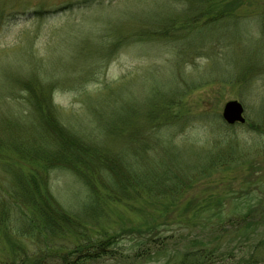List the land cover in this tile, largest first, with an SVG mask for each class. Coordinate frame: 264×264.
<instances>
[{
  "label": "rangeland",
  "instance_id": "374dc122",
  "mask_svg": "<svg viewBox=\"0 0 264 264\" xmlns=\"http://www.w3.org/2000/svg\"><path fill=\"white\" fill-rule=\"evenodd\" d=\"M229 100L242 105L243 124L223 122ZM46 117L96 153L128 149L146 170L152 153L166 158L154 145L164 140L175 149L172 165L203 154L210 164L163 195L137 182L111 191L91 178L98 206L84 234L65 227L46 246L4 203L16 197L17 174H41L62 208L82 207L74 170L43 172L32 158L44 148ZM0 199V264L25 256L62 264L54 255L88 237L115 240L83 264H161L169 250L236 242L244 225L210 234V222L247 211V200L258 201L256 215L264 208V0H0ZM262 234L264 224L256 239Z\"/></svg>",
  "mask_w": 264,
  "mask_h": 264
},
{
  "label": "trees",
  "instance_id": "16d2710c",
  "mask_svg": "<svg viewBox=\"0 0 264 264\" xmlns=\"http://www.w3.org/2000/svg\"><path fill=\"white\" fill-rule=\"evenodd\" d=\"M30 105L34 107L32 103ZM34 109L36 110L37 106ZM44 119V122H46V125H44L45 131L48 129L46 132L41 131L42 135H40L42 136L41 141H43L44 148L32 149L31 153L34 156L32 158L42 164L43 172L59 167H70L74 170L78 180L83 182L82 185L85 190V200L81 209L73 211L62 208L47 184L44 185L45 182L40 181L42 179L41 174L37 176L39 180L34 176H32V179H26L17 174L19 177L15 184L11 186L16 197L7 200L0 199V202L5 200L6 210H19L20 214L18 213L17 215V221L22 222L24 220L25 228L34 230L36 236L41 238L46 246L47 244H52L59 237L64 236L62 231L65 227L77 233L81 232L82 235L84 234L85 231L82 229L84 220L86 217L94 215L98 206L96 189L92 184L91 178L97 179L100 184L110 187L111 191L122 190L129 186L131 182H137L145 185L148 192L155 193V195H163L165 192L172 193L171 191L173 190L177 192L183 183L191 181L190 171H203L205 170L204 164H210V156L203 154L196 158L198 162L194 164L177 162L172 165L171 159L176 160L175 149L170 145L169 141L164 140L154 143V145H164L160 147H166L164 151H169L165 156L166 158L157 159L156 152L152 153L146 170L145 167H141L126 158V156L129 157L128 149L122 151L116 158H110L104 152L96 153L98 151L95 145L81 141L77 130L70 127L65 129V126L53 124L54 122L51 121L54 120L52 118L49 119V117ZM17 148L21 151L20 147ZM108 159L110 162H108ZM200 159L203 161L199 162ZM80 164L84 167V171L77 167ZM257 202L252 204L247 200L243 203L247 211L237 212L236 217L227 219L223 218L221 213H218L214 215L217 220L210 222V234L216 232L228 233L229 228L231 229L233 226L239 228L244 225L243 236L234 237L236 242L233 243L232 239L224 245L217 239L214 242L215 246L211 244L210 240V248L201 241L196 244L198 246L186 249L184 252L176 251L175 254H172L173 252L171 253L169 250L167 257L171 256V258L169 257L170 259H166L161 264H264V234L256 239L258 229L264 224V208L261 207V210L259 208L261 213L256 215L254 213L256 209L254 208L259 204ZM29 206H32L33 211L30 209L32 216L26 217L24 209ZM251 224L253 225L252 228H250ZM19 230L25 232L26 229L20 228ZM114 240L113 237H107V239L99 238L97 240L88 237L86 242L78 243L77 246L72 248L67 247L68 251L66 253L60 252L54 256L62 264H83L103 258L109 254L113 248ZM158 251L159 248L156 253ZM148 254H151L150 251H148ZM26 261L29 262L25 263ZM40 263L41 261L37 257L32 261V259L25 256L22 260L14 261L12 264Z\"/></svg>",
  "mask_w": 264,
  "mask_h": 264
},
{
  "label": "water",
  "instance_id": "95a60500",
  "mask_svg": "<svg viewBox=\"0 0 264 264\" xmlns=\"http://www.w3.org/2000/svg\"><path fill=\"white\" fill-rule=\"evenodd\" d=\"M243 110L242 105L237 100H229L223 105L221 118L227 125L243 124L245 122Z\"/></svg>",
  "mask_w": 264,
  "mask_h": 264
}]
</instances>
